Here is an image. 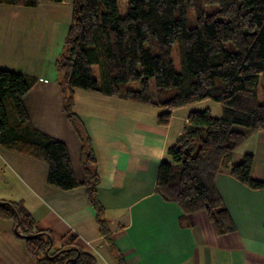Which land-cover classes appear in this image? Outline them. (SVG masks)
Instances as JSON below:
<instances>
[{
  "label": "trees",
  "instance_id": "trees-1",
  "mask_svg": "<svg viewBox=\"0 0 264 264\" xmlns=\"http://www.w3.org/2000/svg\"><path fill=\"white\" fill-rule=\"evenodd\" d=\"M41 1L65 0H0V4L31 7ZM127 1L122 15L117 0H72L69 31L56 60L68 117L77 124L72 110L75 89L163 107L161 124L169 122L174 108L204 99L220 103L221 116L212 115L209 108L189 113L186 131L168 148L172 161L160 163L156 190L185 213L206 211L219 233L232 231L235 225L215 180L247 138L239 126L264 129V0H204L219 8L207 16L200 11L193 26L188 24L187 8L197 0ZM176 43L181 70L172 55ZM36 79L0 67V146L45 161L47 181L55 187L85 185L105 231L92 150L86 155L84 180L79 182L66 143L32 124L24 98ZM134 82L138 87L132 86ZM8 104L16 114L14 123ZM254 160L253 153H245L230 166V174L260 189L264 175H252ZM0 218L14 221L16 233L37 264L96 263L74 240L56 248L51 232L37 228L21 201L0 200Z\"/></svg>",
  "mask_w": 264,
  "mask_h": 264
},
{
  "label": "crops",
  "instance_id": "crops-1",
  "mask_svg": "<svg viewBox=\"0 0 264 264\" xmlns=\"http://www.w3.org/2000/svg\"><path fill=\"white\" fill-rule=\"evenodd\" d=\"M54 22V37L38 59L40 65L32 63L34 51H23L14 58L25 68L15 69L37 78L24 98L32 124L66 143L79 182L92 150L106 230L101 229L85 185L55 187L47 181L45 161L3 146L0 200L23 202L37 228L51 232L56 248L74 240L96 258L95 264H264V187L252 189L234 178L232 158L215 180L235 225L232 231L219 233L206 211L185 213L156 190L160 163L172 161L168 148L186 131L193 109L174 108L169 122L161 124L163 107L75 89L72 110L77 124L68 117L56 60L70 18ZM6 47L1 40L0 60L9 62L13 57L11 48L6 56ZM8 66L4 67H13ZM10 121H16V114ZM263 171L255 172L254 160L252 175L261 178ZM0 264H37L12 219L0 218Z\"/></svg>",
  "mask_w": 264,
  "mask_h": 264
},
{
  "label": "rangeland",
  "instance_id": "rangeland-1",
  "mask_svg": "<svg viewBox=\"0 0 264 264\" xmlns=\"http://www.w3.org/2000/svg\"><path fill=\"white\" fill-rule=\"evenodd\" d=\"M120 14L124 15L128 9L127 0H117ZM219 6L217 4H208L204 0H197L196 4L190 5L187 8L188 24L195 25L198 19V13L201 11L203 16L216 13ZM72 15V0H65L64 2L56 3L51 1H41L36 6H21L0 4V41L6 43V56H8V49L11 48V55L13 59L9 62L7 60H0V66H13L14 70H23L25 64L16 61L15 55L21 54L23 51H34L32 63L39 66V58L44 56L46 50L50 48V41L54 37V20L63 19L65 17L71 18ZM5 45V44H4ZM172 55L175 60V67L181 70V63L178 58V45L174 44ZM26 59V58H25ZM7 64V65H6ZM8 66V67H9ZM17 68V69H15ZM96 74H98L97 67L94 66ZM133 87H138V83H132ZM155 96V90H153ZM187 109L204 110L209 108L212 115L221 116L222 108L220 103L213 99H204L195 102ZM7 112L10 116L14 113L13 108L8 104ZM247 134L245 142L233 153L232 162L237 163L242 160L245 153L251 152L255 155V172L264 168V129L250 131L249 129L239 126ZM254 172V173H255ZM264 172V171H263ZM257 174V173H255ZM263 176V175H261Z\"/></svg>",
  "mask_w": 264,
  "mask_h": 264
}]
</instances>
